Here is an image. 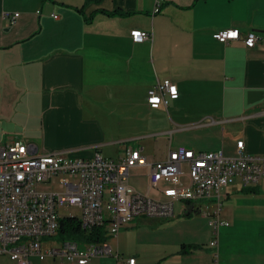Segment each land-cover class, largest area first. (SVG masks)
Returning <instances> with one entry per match:
<instances>
[{"label":"crops","instance_id":"crops-1","mask_svg":"<svg viewBox=\"0 0 264 264\" xmlns=\"http://www.w3.org/2000/svg\"><path fill=\"white\" fill-rule=\"evenodd\" d=\"M4 12L20 15L11 23ZM229 27L264 33V0H0V145L114 159L134 145L154 162L178 145L231 156L244 140L264 154V40L215 38ZM133 28L152 37L134 42ZM165 78L180 95L151 108L148 89ZM144 140L162 152L149 158ZM111 143L115 156L104 153ZM222 193L229 225L217 246L206 204H186L168 219L134 217L108 238L114 254L88 264H264V177ZM0 264L17 262L0 254Z\"/></svg>","mask_w":264,"mask_h":264},{"label":"built area","instance_id":"built-area-1","mask_svg":"<svg viewBox=\"0 0 264 264\" xmlns=\"http://www.w3.org/2000/svg\"><path fill=\"white\" fill-rule=\"evenodd\" d=\"M159 10L157 4L154 11ZM19 15L20 12H4L3 18L14 23ZM130 35L134 42L152 37L149 31L139 28L131 29ZM214 36L221 42L243 38L249 47L264 40V33L250 30L243 37L235 27L220 29ZM179 95L178 85L165 78L148 89L147 103L151 108H168L169 101ZM144 165L149 169L151 187L147 193L138 191L130 182L131 169ZM184 175L187 183H183ZM263 177L264 154L247 153L244 140L237 142L236 153L231 156L223 149L195 151L178 145L170 148L165 159L150 162L143 146L128 145L125 154L114 159L98 152L81 157L74 150L37 153L32 143L17 139L0 145V254L10 256L17 264H31L32 257L88 264L96 257L113 255L112 246L107 240L84 244L59 240L56 235L61 206H78L85 229L105 225L108 234L116 235L136 216L173 217L178 200L192 207L206 203L200 212L208 217L214 230L210 244L217 246L220 226L229 225L221 217L222 189L237 178L248 186ZM53 182L58 183L57 190L39 188L40 184ZM55 238L58 244L53 243ZM129 264H136V258L130 257Z\"/></svg>","mask_w":264,"mask_h":264},{"label":"rangeland","instance_id":"rangeland-1","mask_svg":"<svg viewBox=\"0 0 264 264\" xmlns=\"http://www.w3.org/2000/svg\"><path fill=\"white\" fill-rule=\"evenodd\" d=\"M135 142L131 141V143H135ZM115 144L116 143H111V146L108 147V150L104 151V153L107 154L108 151H110V152H112L111 156H115V154L117 152V147H118V145L116 144V146H115ZM144 144L146 146V152L149 155V158H152L153 155H158L160 152H162V151L158 150L157 144L155 142H153V140H150V141L144 140ZM183 168H184L185 172L188 171V166L186 164L184 165ZM148 173H149V170H147V167L137 166V167H134L131 169V178H130L131 181L130 182L140 192L147 193L151 190L149 179H148ZM182 180H183V183H187V180H188L187 175H184ZM57 184H58L57 182L40 184L39 188L44 189L48 186L52 190H57L58 189ZM162 185H164V184L162 183ZM152 193H153V195H155L158 198L162 197L161 193H156V192H152ZM185 206H186V202L184 200H178L176 202L175 208H176V210H178V209L181 210ZM59 213L61 216H69V215L80 216L81 210L78 206H74V205L61 206L59 209ZM53 243L58 244V239L57 238L53 239Z\"/></svg>","mask_w":264,"mask_h":264},{"label":"trees","instance_id":"trees-1","mask_svg":"<svg viewBox=\"0 0 264 264\" xmlns=\"http://www.w3.org/2000/svg\"><path fill=\"white\" fill-rule=\"evenodd\" d=\"M120 13L123 14L122 12ZM59 222L60 225L56 235L59 240L72 239L84 244L88 242H103L111 236L108 234L105 225L89 230L85 229L82 226L80 217L76 215L62 216Z\"/></svg>","mask_w":264,"mask_h":264},{"label":"snow or ice","instance_id":"snow-or-ice-1","mask_svg":"<svg viewBox=\"0 0 264 264\" xmlns=\"http://www.w3.org/2000/svg\"><path fill=\"white\" fill-rule=\"evenodd\" d=\"M173 91H174V89H173Z\"/></svg>","mask_w":264,"mask_h":264}]
</instances>
